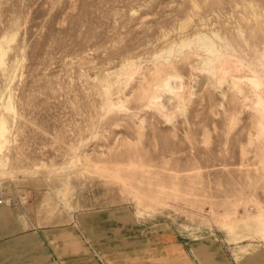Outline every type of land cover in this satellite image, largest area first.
Wrapping results in <instances>:
<instances>
[{"label": "rangeland", "instance_id": "obj_1", "mask_svg": "<svg viewBox=\"0 0 264 264\" xmlns=\"http://www.w3.org/2000/svg\"><path fill=\"white\" fill-rule=\"evenodd\" d=\"M0 264H193L264 233V0H0Z\"/></svg>", "mask_w": 264, "mask_h": 264}, {"label": "crops", "instance_id": "obj_2", "mask_svg": "<svg viewBox=\"0 0 264 264\" xmlns=\"http://www.w3.org/2000/svg\"><path fill=\"white\" fill-rule=\"evenodd\" d=\"M193 245V264H264V233L243 234L238 243L210 237Z\"/></svg>", "mask_w": 264, "mask_h": 264}, {"label": "built area", "instance_id": "obj_3", "mask_svg": "<svg viewBox=\"0 0 264 264\" xmlns=\"http://www.w3.org/2000/svg\"><path fill=\"white\" fill-rule=\"evenodd\" d=\"M15 204V200L11 197H4L0 199V206H8L11 207Z\"/></svg>", "mask_w": 264, "mask_h": 264}]
</instances>
